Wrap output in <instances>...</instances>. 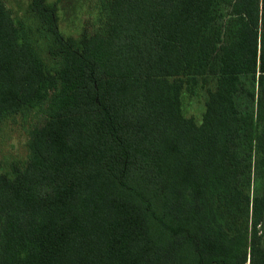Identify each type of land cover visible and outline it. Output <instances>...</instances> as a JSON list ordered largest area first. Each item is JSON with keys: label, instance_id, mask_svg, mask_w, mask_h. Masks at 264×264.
Listing matches in <instances>:
<instances>
[{"label": "trees", "instance_id": "16d2710c", "mask_svg": "<svg viewBox=\"0 0 264 264\" xmlns=\"http://www.w3.org/2000/svg\"><path fill=\"white\" fill-rule=\"evenodd\" d=\"M102 6L75 48L44 0H0V119L44 106L25 159L0 167V264H264V189L236 155L245 129L264 186V0ZM184 92L202 94L198 122Z\"/></svg>", "mask_w": 264, "mask_h": 264}, {"label": "rangeland", "instance_id": "374dc122", "mask_svg": "<svg viewBox=\"0 0 264 264\" xmlns=\"http://www.w3.org/2000/svg\"><path fill=\"white\" fill-rule=\"evenodd\" d=\"M44 1L55 8L60 33L64 38H69L75 48L79 47L80 40L83 36L98 29L105 14L102 5L106 0ZM219 7L221 11V29L223 30L226 23L228 5L224 1H220ZM24 24L30 34H33L32 21L24 20ZM222 38H224L223 35ZM32 43L44 68L54 70L57 61L56 58L50 54L47 41L43 38L36 37L35 39L33 38ZM241 78L243 79V77ZM244 88L246 90H239L235 95L239 109L241 111L252 110L253 112L255 109V98L249 97L247 91L252 90L255 94L257 91L256 82L253 83L251 80L246 79ZM181 107L184 115L191 116L198 122L203 107L202 94L198 92L197 94L189 95L184 92L182 94ZM43 110L44 106L41 104L30 111L6 114L0 119V167L2 170L8 172L10 163L16 162L21 164L25 159V142L28 130L33 124L39 122L43 118ZM238 141L239 143L236 146L237 156L250 150V154H246L242 161L243 173L241 175V182L244 179L248 180V191L250 196L260 194L264 189L263 176L261 169L256 166L252 136L247 135L245 129H241V136ZM256 228L260 231L261 239L264 243V218L256 225Z\"/></svg>", "mask_w": 264, "mask_h": 264}]
</instances>
